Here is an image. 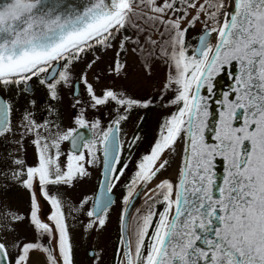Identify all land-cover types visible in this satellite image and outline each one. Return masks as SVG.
Instances as JSON below:
<instances>
[{
  "label": "snow or ice",
  "instance_id": "snow-or-ice-1",
  "mask_svg": "<svg viewBox=\"0 0 264 264\" xmlns=\"http://www.w3.org/2000/svg\"><path fill=\"white\" fill-rule=\"evenodd\" d=\"M67 7L59 10V0H0V88L26 97L36 78L56 101L62 87H76L72 68L91 53L78 83L85 86L93 107L109 101L125 111L148 107L150 101L141 104L111 88L97 94L88 71L100 62L97 53L109 50L113 56L103 72L122 71L120 57L129 51L160 55L172 69L165 88L175 85L169 104L176 111L126 185L113 264H264V0H88L82 7ZM197 30L192 45L189 32ZM233 64L238 66L234 86L219 101L215 142L209 143L211 113L200 89L211 92L213 75ZM100 78L96 74L95 80ZM26 104L35 106L36 101ZM16 111L14 103L0 96V142L20 134L17 150L0 158V178L27 192L28 211L0 206V264H26L29 251L38 248L47 253L48 264H76L77 247L53 189L89 177L85 164L101 163L99 195L86 210L93 198L83 200L78 211L85 210L89 218L82 236L103 231L115 203L109 194L129 167L122 162L117 136L127 116L101 130L97 141L74 135L76 129L52 132L28 107L14 123ZM76 124L87 126L82 116ZM91 127L99 128V123ZM185 136L186 145L178 143ZM29 137L35 157L31 164L17 155ZM64 141L72 151L62 153ZM173 153L181 162L171 178L161 179ZM217 157L226 162L220 177L214 171ZM138 192H144L145 208L137 209L133 218L128 206ZM40 199L54 209L47 222L39 215ZM24 220L45 244L14 242L19 251L13 255L7 237ZM88 256L92 264H101L103 249H92Z\"/></svg>",
  "mask_w": 264,
  "mask_h": 264
},
{
  "label": "rangeland",
  "instance_id": "rangeland-1",
  "mask_svg": "<svg viewBox=\"0 0 264 264\" xmlns=\"http://www.w3.org/2000/svg\"><path fill=\"white\" fill-rule=\"evenodd\" d=\"M197 32L198 30L196 32H189V43L192 45H194ZM97 54L101 55V60L95 68L88 71L87 75L89 82L93 83L97 94L99 95L104 88H111L126 99H133L141 104L150 101L149 106H136L125 111L120 105L116 104V102L109 101L104 105L93 107V102L86 93L83 83H79L80 94L74 99L71 95L72 86H65L62 94H59V101L67 106L64 125L59 128L53 125L50 127V130L63 134L69 129H73V122L76 121L78 115H82L83 112L85 113V118L89 120L91 125L93 123H99V128H96V133H99L102 129L108 128L119 116H127V119L122 120L120 123V131L118 132L119 139L123 148H125L124 146L131 139L132 135H135V140L134 145L131 147V151L124 149V152H121V159L125 161L128 154L131 152V158L133 157L135 160L138 159L139 163V159L141 160L145 155L150 154L157 136L161 135V130L165 121L176 111V106L169 104V100L174 95L175 85H173L172 88H165L168 76L172 74L171 63L160 55L148 56L147 53L141 55L129 51L126 55L120 57L121 63L125 65L124 69L118 74H111L109 72H103L102 69L107 66L109 59L113 56V51L109 50L106 55L102 53ZM87 58L91 60L92 54H85L84 59L77 62V66L72 68V80L74 78L79 79L82 72L86 70ZM96 74H100L101 78L99 81L95 80ZM78 101L80 104H78ZM72 106H75L76 109L72 110ZM83 107H85V109H83ZM98 166L99 163L90 166L96 169L94 176L97 174ZM131 168L132 170L136 168L137 171V165L134 161H131ZM131 168L129 170L126 169L125 174H127ZM165 176H170V173L164 172L160 178L163 179ZM122 179L123 177L121 180ZM81 183L84 184L85 182ZM118 185H120V183ZM91 187H93V184ZM117 188L121 189L120 186ZM81 193V196H79L80 198L89 197V194H86L85 187L84 191ZM118 193L122 194V191L118 190ZM144 208L145 203L137 207V209L141 210ZM137 214V211H135L133 218ZM7 239L9 241V247L12 246L14 242L22 243L23 241V239L20 240V236ZM107 241L109 242V239H105V243H107ZM74 242L77 246L81 245L77 243L76 239H74ZM98 246L99 250L103 249L101 245Z\"/></svg>",
  "mask_w": 264,
  "mask_h": 264
},
{
  "label": "flooded vegetation",
  "instance_id": "flooded-vegetation-1",
  "mask_svg": "<svg viewBox=\"0 0 264 264\" xmlns=\"http://www.w3.org/2000/svg\"><path fill=\"white\" fill-rule=\"evenodd\" d=\"M86 60L87 62H89L90 58H87ZM76 64L77 62L74 64L73 67H76L77 66ZM57 68L59 69V65H57ZM76 80L77 82L79 81L78 78H74L72 80V84ZM31 87H32V91L26 97L16 95L15 89L0 88V96L8 100L9 102L14 103L17 109L16 114L14 116V123L19 121L21 115L24 113L25 108L28 107L29 110L32 112L33 118L37 122L43 124L44 122L47 121L50 127L53 125L57 128L63 126L64 119L66 116L65 111L67 109V106L61 103L59 99L56 101H52L47 94V90L39 85L36 78H33V81L31 82ZM63 89L64 87L60 89L59 94L60 93L62 94ZM72 92H73V87L71 91V95L73 96V99L79 96L80 94L79 83H78V89L76 95H73ZM29 99H34L36 101L35 106H29L26 104V101ZM78 104H80L79 101ZM74 109H76V107L72 106V110ZM83 109H85V107H83ZM81 116L86 121V125L91 128L92 137L90 140H97L98 133H96V129L91 127L89 120L85 118L84 112L82 115H78V118H80ZM74 122H73V129L80 127L78 124H76V121ZM106 129L107 128L102 130H106ZM19 135H20L19 132H17L15 135L10 136L7 140L0 142V158L6 159L7 153L14 152L17 150L18 146L16 145L15 141L19 139ZM81 150L85 151V155L87 157V150L85 149H81ZM61 151L62 153H68L69 151H71L68 147L67 141L61 143ZM129 151H131V149ZM17 155H23L29 164L34 162L35 159L34 148L31 143L30 137L27 139L25 150L23 152H17ZM98 155L100 156L101 159L102 152L98 153ZM61 158L64 159L63 156ZM131 161H134L136 165L138 163V159L135 160L133 157L131 158V152H130L126 160L122 161L123 163H127L129 165L127 170L131 168ZM85 165L88 168L89 172L91 173L89 177H86L82 180L74 181L71 186L65 185V186H59L58 189L54 188L53 194L58 195V197L61 198L66 221L69 225L73 239H76L77 243L81 244L80 246L76 245L77 247L76 256H75L76 264H92V261L89 259L88 253L91 252L92 249H96L98 251L99 250L98 245H101L103 247V257L101 264H113L114 249L116 247V241L119 235V227H120L119 218L124 206L122 203V199L127 192L126 185L129 184L131 178L135 175L136 168L133 170L131 168V170L128 171L127 174H124V176H122L123 179L119 182L120 185H118L121 187V189L117 188L118 187L117 186L112 191L114 195L113 200L115 201V203L112 205L110 211V222L108 223V225L104 228L103 231H100L98 234L94 233V234H87L82 236L81 235L82 226L86 224L89 219L85 214V210L92 207L93 199L90 200L87 205H84L85 210L78 211V209H81V202L86 199L85 197L80 198L79 196H81L82 194L81 192L84 191V187H85V191L87 192L86 194H89V197L93 198L101 169V163H99L97 174L94 176L96 169L90 167V165L87 164ZM81 182H85V183L82 184ZM92 184L93 187H91ZM0 188L3 189L2 191H0V206L4 207L5 209L18 210L21 214L27 213L28 194L26 191H24L21 187L13 184L10 180H4L3 178H0ZM118 190H121L122 194L121 193L119 194ZM39 207H40V212H39L40 218L43 221L47 222L48 217L54 211V209L51 206V203L45 201L44 199H40ZM135 210L133 211L132 217L134 215ZM14 227H15V231L7 238L10 237L14 238L20 236L21 238L20 240L23 239L22 243L32 242L33 240H35L41 244H45L43 237H41L38 233L34 232V230L29 226L27 220L15 224ZM105 239L107 240L109 239V242L107 241V243H105ZM9 249L13 253V255H15L17 251H19L18 248H13L12 246H10ZM26 264H48L47 253H45L40 248L30 250L28 253V259L26 261Z\"/></svg>",
  "mask_w": 264,
  "mask_h": 264
},
{
  "label": "water",
  "instance_id": "water-1",
  "mask_svg": "<svg viewBox=\"0 0 264 264\" xmlns=\"http://www.w3.org/2000/svg\"><path fill=\"white\" fill-rule=\"evenodd\" d=\"M51 3L52 0H49ZM61 3V9L62 11H67L68 7L67 6H73L76 8L82 7L85 3L88 2V0H59ZM196 44V40H195ZM194 44V45H195ZM238 72V66L233 64L229 65L226 70L219 72L218 74H214L211 80L212 83V91L209 92L207 91L206 88L202 87L200 89V94L208 98V110L211 113V116L209 117V129L207 130L206 134V139L208 140L209 143H214V135L215 133L212 131L213 128H215L218 123H219V113L222 111L221 105L219 101L223 99V96L226 92H230L232 87L234 86V79L233 75ZM76 87H73V95H76L77 89H78V82L77 80L73 82ZM76 132L74 135L77 134H82L85 140H90L92 137V131L91 128L86 126L84 128L77 127L75 128ZM118 136V133H117ZM119 139V137H118ZM187 137L185 136V139L183 141H179L178 143L185 144L186 145ZM69 149L72 151L71 143L67 141ZM103 159V156H102ZM101 159V161H102ZM171 167L166 172L170 173V176H165L164 178H171L176 170V167L180 164L181 160L180 157L176 156L174 153L171 155ZM215 169L214 171L217 173V176L220 177L223 175L225 167H226V162L222 160V158L217 157L215 160ZM172 170V173H171ZM103 168L101 164V170H100V177L98 180V184L96 187V191L93 197V202L95 198L99 195L100 189H99V184L101 179L103 178L102 176ZM219 182V181H218ZM154 187V185H152ZM144 191H147L145 189ZM109 195L114 198L113 192L110 193ZM145 197L144 192H138V195L133 198L132 204L128 206V210L130 214H132L134 208L136 205ZM93 205V204H92ZM125 206H123L124 208ZM30 256V255H29Z\"/></svg>",
  "mask_w": 264,
  "mask_h": 264
},
{
  "label": "trees",
  "instance_id": "trees-1",
  "mask_svg": "<svg viewBox=\"0 0 264 264\" xmlns=\"http://www.w3.org/2000/svg\"><path fill=\"white\" fill-rule=\"evenodd\" d=\"M195 42V41H194ZM159 135V134H158ZM160 138V135L157 136L155 142H154V145L153 147L155 146V143L157 142V140ZM134 140H135V135H132L131 136V139L128 141V143L124 146L125 148L122 149V153L124 152V149L126 150H130L131 147L134 145ZM121 157H122V154H121ZM140 162V161H139ZM145 200H146V197L141 201L140 205L144 204L145 203ZM136 211V210H135ZM135 213V212H134Z\"/></svg>",
  "mask_w": 264,
  "mask_h": 264
},
{
  "label": "bare ground",
  "instance_id": "bare-ground-1",
  "mask_svg": "<svg viewBox=\"0 0 264 264\" xmlns=\"http://www.w3.org/2000/svg\"><path fill=\"white\" fill-rule=\"evenodd\" d=\"M171 173H172V170H171Z\"/></svg>",
  "mask_w": 264,
  "mask_h": 264
}]
</instances>
